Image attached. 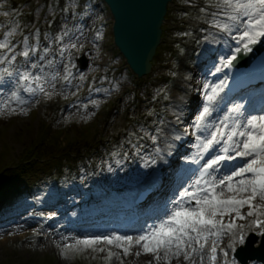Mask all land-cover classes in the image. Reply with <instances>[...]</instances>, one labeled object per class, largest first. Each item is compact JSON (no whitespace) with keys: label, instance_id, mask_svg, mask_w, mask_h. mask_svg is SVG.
I'll return each mask as SVG.
<instances>
[{"label":"rangeland","instance_id":"rangeland-1","mask_svg":"<svg viewBox=\"0 0 264 264\" xmlns=\"http://www.w3.org/2000/svg\"><path fill=\"white\" fill-rule=\"evenodd\" d=\"M12 2L19 3L16 10L11 8ZM183 2L185 5L181 3L179 6L174 2L167 5V19L161 28L159 55L156 56L151 73L140 78L132 72L126 59L114 45L113 18L107 8L106 10L95 8L93 2L89 0H0V4L4 5V9L0 11H12V15L8 17L0 15V36L11 21L12 25L9 26L8 31L12 27H17L16 34L11 38L13 44L18 45L17 52L23 48L22 41L25 38L30 44L35 45L38 32L40 54H43L44 47H49L50 51L46 54L45 62L54 60V66H57L61 77L64 75V67L68 65L69 54L72 64L75 65L71 69L73 77L68 83L70 86H63L65 81L62 79L57 83L58 95H54L51 99L44 96L24 97L33 101L25 105L27 112H21L17 107L14 113L0 115V156L7 155L6 161L0 166V183L3 173H12L14 169L22 166L27 150L40 141L41 127L44 124L48 129L46 131L48 136L53 137L57 134L60 136L57 149H53L48 141L43 144L45 158L54 157L55 154L70 153L67 160L73 166L68 175L76 179V183L73 181L62 187L58 195L57 191H54L50 195L56 194L55 196L42 193L37 200L26 202L21 199L26 205L20 208L16 215L0 216V264L8 260L11 264H21L20 261L28 260L39 261L48 255L55 258L56 264H106V252L88 250L70 254L65 258L57 245L62 247L65 243L73 242L75 238L100 235L105 227L110 226L106 222L96 224L100 216L108 213L109 206L105 198L108 196L109 200H113L112 194L115 195L116 187L121 182L129 183L132 177H137L148 169L143 166V157L153 152L154 145L150 138L143 137V133L139 131L141 126L154 132L156 125L153 121L166 117L168 121L174 122L175 106L182 103L188 105L183 114L184 123L188 124L194 118L202 100V94L197 89L200 88L199 82L204 80L203 73H198L196 66L197 53L201 51L199 46L206 42L204 37L217 30L209 25L211 21L209 14L215 11L212 7L214 2L210 0H183ZM2 20L5 23H2ZM65 25L71 31L65 36L66 40L63 43L77 42L76 38L79 37L78 45L82 44L83 47L79 50L69 49L62 58L59 49L63 44H53L52 38L58 36ZM101 25L105 39L95 41L96 29ZM77 28L80 31H77ZM81 32L83 35L80 34ZM184 32L190 35H180ZM219 49L223 52L225 50L224 47ZM53 51L58 55L54 56ZM83 53H86L90 59V66L86 72H81L77 64L78 57ZM170 53L174 54V57H170ZM2 54L3 50L0 55ZM22 61L24 57L17 56L16 64H21ZM188 74L193 77L191 81L184 79ZM81 75L85 78L83 81L80 80ZM115 84L120 85L119 90L114 87ZM110 86L111 95L103 92L104 96L96 97L98 92L91 91L93 88L104 89ZM158 89L161 90L159 93ZM165 96L170 98L165 99ZM181 96L184 97L183 101L180 100ZM187 97L191 99L186 100ZM91 99L101 101L99 108L90 103ZM35 100H39V103ZM53 103L55 104L52 105ZM83 104H88V108L85 109ZM149 112L157 115H149ZM86 127L91 129L89 139L82 140L79 135ZM130 131H136L137 136L143 137L139 141L143 145L139 156L135 155L136 150L131 144L126 143ZM132 140L136 142L135 137H132ZM108 142L112 143L111 146L115 150L122 146L121 157L124 152L128 153V158L121 165H117L114 156L106 150ZM190 148L192 142L185 146L186 150L184 147L177 149L172 159L176 163L183 162L184 156L191 154L192 151H188ZM110 162L111 170L108 168ZM163 163L164 160L159 161L158 167L163 168L166 165ZM98 165L103 167V173L99 171ZM78 167L84 169L83 174L79 173L81 176L76 174ZM169 169L170 176L167 183L177 193L182 179H176V169L172 167ZM76 176H79V179ZM113 184L116 185L112 186ZM168 189L165 188L167 191ZM15 194L17 192H13V195ZM174 195L172 194L170 199L174 198ZM91 199L94 200L93 204L89 202ZM61 205L64 206L62 209L67 207V215L64 217L66 223L60 225L58 219L60 211L58 210L54 216H51L50 211L55 213ZM86 208H88L87 212H85ZM77 210L79 211L76 213ZM6 211L4 210L2 215ZM85 213H90L92 218L83 220L82 215ZM6 218L12 221L8 222ZM4 222L8 223L4 224ZM83 222L85 235H80L79 226H82ZM68 223L73 224L75 228L68 231L65 228ZM30 231L34 232L29 240L19 239ZM113 251L119 250L113 248ZM141 258V255L124 257V264H146ZM111 264H120V262L113 258Z\"/></svg>","mask_w":264,"mask_h":264},{"label":"snow or ice","instance_id":"snow-or-ice-1","mask_svg":"<svg viewBox=\"0 0 264 264\" xmlns=\"http://www.w3.org/2000/svg\"><path fill=\"white\" fill-rule=\"evenodd\" d=\"M212 7L215 11L211 13V25L217 32L206 35L204 41L216 45L224 40L228 51L221 54L218 64L214 63L209 69L212 76L222 74L223 78H218L217 82L208 79L199 82L197 91L202 94V100L190 123H184L183 114L188 105L182 103L175 106L174 122L164 117L153 121L156 125L154 132L144 126L139 129L143 137L150 138L154 145L153 152L143 157L145 168L153 167L161 160L166 162V157L171 156L186 138H191L194 151L184 159L196 167L185 169L180 190L170 199L169 207L158 223L147 226L137 235L112 232L75 238L62 247L57 245L65 258L91 250L106 252V264H111L113 258L124 264V257H139L142 253L153 257L148 264H172L173 259L178 264H239L236 259L238 246L242 248L252 233L264 238V111L249 113L245 103L239 100L222 108L228 103L225 94L229 84L227 71L235 68V62L241 55L253 53L257 45L264 44V0H214ZM0 9H4L3 4H0ZM0 15L8 17L12 11H0ZM102 28L103 25L96 29L95 41L105 39ZM70 31L65 25L64 30L52 38L53 44H63L59 49L62 58L69 49L83 47L78 45L79 37L77 42L63 43ZM16 32L17 27H12L0 39V50H3L0 65H7L0 67V85L14 81L10 95L0 101V115L14 113L17 107L21 112H27L25 105L33 101L25 99L21 91L30 97L51 99L58 95L57 83L61 79L70 83L73 77L71 69L75 67L71 54L62 77L54 67V60L45 62L50 49L44 47L43 54H40L38 32L35 45L25 38L23 48L17 52L18 45L11 39ZM180 35L188 36L190 33ZM20 55L24 61L17 65V56ZM84 79L81 75L80 80ZM184 79L191 81L193 77L188 74ZM114 87L119 90L120 85L115 84ZM91 91L112 94L111 86ZM169 98L165 96V99ZM180 100L183 101L184 97L181 96ZM35 102L39 103V100ZM90 103L99 108L101 101L91 99ZM83 107L87 109L88 104H83ZM149 115L157 114L149 112ZM143 137L137 136L136 131H130L126 138V143L131 144L137 156L143 148L139 143ZM121 151L122 146L111 153L117 157V165L128 158L127 152L121 157ZM108 168L112 169L111 163ZM225 238L228 243L222 247ZM113 248L119 251H113Z\"/></svg>","mask_w":264,"mask_h":264},{"label":"water","instance_id":"water-1","mask_svg":"<svg viewBox=\"0 0 264 264\" xmlns=\"http://www.w3.org/2000/svg\"><path fill=\"white\" fill-rule=\"evenodd\" d=\"M116 17V42L139 74L150 69L166 0H107Z\"/></svg>","mask_w":264,"mask_h":264},{"label":"bare ground","instance_id":"bare-ground-1","mask_svg":"<svg viewBox=\"0 0 264 264\" xmlns=\"http://www.w3.org/2000/svg\"><path fill=\"white\" fill-rule=\"evenodd\" d=\"M221 46H224L225 47V45H224V40L222 39V41H221V43L220 44H216V45H213L212 44V49L213 50H215V49H217L218 47H221ZM228 51V49H227V47H225V50H224V53H226ZM218 63V62H217ZM186 100H188V98H186ZM158 171H156V172H150V171H147L145 174H146V178H145V180H140V179H136L138 182H143L144 184H148V185H146V186H152V185H157L158 184V179H157V177L158 176H160V173H158ZM158 175L157 177H155V175ZM130 188L131 187H129V188H127L125 191H126V193H129V191H130ZM149 222H151L150 220H149ZM150 225H153V224H151L150 223ZM28 237V234H25L24 236H23V238H27ZM227 243H228V239L227 238H225V240H224V244H226L227 245ZM141 256H142V258H141V260L142 261H144L146 264H148V262L150 261V260H152L153 259V257L150 255V254H141ZM162 264H163V262H162ZM172 264H178V262L175 260V259H173V261H172ZM181 264H184V262H181Z\"/></svg>","mask_w":264,"mask_h":264},{"label":"trees","instance_id":"trees-1","mask_svg":"<svg viewBox=\"0 0 264 264\" xmlns=\"http://www.w3.org/2000/svg\"><path fill=\"white\" fill-rule=\"evenodd\" d=\"M57 139L58 138H56V139H54L55 141H57ZM37 149V148H36ZM41 154V153H40ZM40 154H38L37 155V157H40ZM12 186V183H11V181H9L7 184H6V186H5V188H4V190H3V200H7L8 199V197H9V191H10V187ZM5 264H7V263H5ZM43 264H53L52 263V261L51 260H47L46 262H43Z\"/></svg>","mask_w":264,"mask_h":264}]
</instances>
